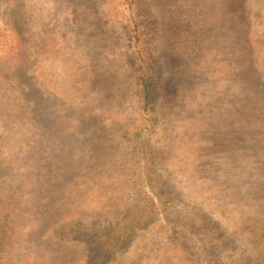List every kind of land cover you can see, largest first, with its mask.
<instances>
[{
	"label": "rangeland",
	"instance_id": "374dc122",
	"mask_svg": "<svg viewBox=\"0 0 264 264\" xmlns=\"http://www.w3.org/2000/svg\"><path fill=\"white\" fill-rule=\"evenodd\" d=\"M147 2L160 26L163 81L188 78V92L203 94L183 104L181 123L160 107L171 135L157 166L188 200L208 181L200 207L214 217L227 216L216 210L224 207L216 188L247 193L248 221H221L234 238L211 260L264 264V0ZM133 16L127 0H0V264L209 260L187 230L163 220L104 262L89 257V239L59 233L63 219L94 230L114 222L142 188L134 174L151 125L142 122L135 65L119 67Z\"/></svg>",
	"mask_w": 264,
	"mask_h": 264
},
{
	"label": "trees",
	"instance_id": "16d2710c",
	"mask_svg": "<svg viewBox=\"0 0 264 264\" xmlns=\"http://www.w3.org/2000/svg\"><path fill=\"white\" fill-rule=\"evenodd\" d=\"M127 1L129 6L135 10V16L126 20L127 25L125 28L127 37L131 42V49H129V46L126 56L127 62H121L119 67L135 65V78L138 79V86L142 92L139 95L143 104L142 122L151 125L147 130L150 137L144 138L140 142V144L146 143L144 145L145 149L139 146L142 153L140 160H144V162L139 166L140 173L134 174L135 179H138L139 182L141 180L142 188L137 193H132L129 202L114 222L94 230L95 223L87 222L83 218L63 219L59 227V233L73 238L81 236L86 238L87 241L89 239L92 249L89 257L104 262L115 254L118 255L124 251L139 233L148 230L151 226L163 220L164 222L180 225L187 230V233L195 242L202 244L209 258L205 263L212 264L214 261L211 259L218 257L225 244H229L234 238L231 234L234 230L227 229L229 226L221 221L225 219L235 226H237V220L241 221L240 223L248 221V214L244 215L248 194L245 193L247 195L246 199L243 195L232 197L233 194L228 186L227 189L216 188L211 193L217 200L224 203V207L216 203V210L224 211L227 216L224 218L221 216L214 217L208 209H205L208 210L206 212L200 207L201 196L206 197V193H208L206 189V185L209 184L208 181L201 188L195 187L196 192L192 193L191 200H188L181 197L180 189L173 182L166 181V178L162 176L161 168L157 164L161 151L163 157L165 156L167 138L170 140L171 128L168 127L169 120L164 118L160 107L166 104L169 110L172 111L171 113L178 119V122L181 123L182 118L179 115L183 104L188 103L191 98L203 94L199 87H195L194 92H188L189 87H194L186 81L188 78L180 79L171 76L163 81V69L159 62L160 26L158 20L147 0ZM170 56L172 57H170L171 64L174 65L173 70L181 68L182 63L181 60H178L179 57L175 54ZM113 65L115 66V62ZM158 122L167 128V131L165 130L161 135L158 134L155 127L158 126ZM182 124H179V126H182ZM184 129L182 128V130ZM152 135L156 137L159 146L155 141L151 142ZM187 183L185 184L187 185ZM221 183H224V181ZM173 186L176 187V192L172 191ZM252 192L260 196L258 189L252 188L248 193ZM212 211L214 210L210 209V212ZM105 237L111 238L108 245L102 242ZM231 247L233 248L232 252L239 251L236 244L232 243ZM257 251L259 254L262 252L260 246H258ZM241 257L243 259L244 255ZM227 259L230 260L231 257L229 256ZM239 262L235 258L232 263L240 264Z\"/></svg>",
	"mask_w": 264,
	"mask_h": 264
}]
</instances>
